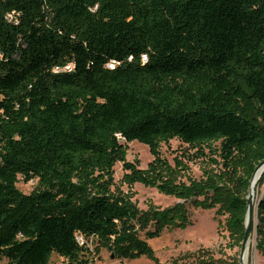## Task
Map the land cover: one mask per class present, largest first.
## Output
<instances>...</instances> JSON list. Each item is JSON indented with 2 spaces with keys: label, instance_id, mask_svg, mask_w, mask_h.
Instances as JSON below:
<instances>
[{
  "label": "trees",
  "instance_id": "1",
  "mask_svg": "<svg viewBox=\"0 0 264 264\" xmlns=\"http://www.w3.org/2000/svg\"><path fill=\"white\" fill-rule=\"evenodd\" d=\"M172 139L185 145L174 165L161 154ZM132 141L152 155L144 169L126 160ZM183 158L204 162L199 178ZM263 159L264 0H0L6 264H49L53 253L91 264L103 248L159 264L147 240L186 228L190 208L214 209L240 247ZM116 162L127 191L114 181ZM19 176L36 188L21 192ZM135 183L177 201L142 210ZM253 229L264 259V193Z\"/></svg>",
  "mask_w": 264,
  "mask_h": 264
},
{
  "label": "rangeland",
  "instance_id": "2",
  "mask_svg": "<svg viewBox=\"0 0 264 264\" xmlns=\"http://www.w3.org/2000/svg\"><path fill=\"white\" fill-rule=\"evenodd\" d=\"M185 147L177 139H172L169 144L161 145L162 156L172 165L175 157L180 156V152ZM181 157V156H180ZM126 160L135 162L139 168H146L152 160V155L148 147L138 141L127 143ZM183 161L189 165L190 174L194 178L201 176L204 162L201 160ZM124 169L121 162L114 165V181L123 191L128 190V186L122 181ZM261 177V175H260ZM259 177V178H260ZM259 178L254 185V222L255 204L259 197L264 193V182L259 184ZM37 186V180L24 181L21 176L17 183L18 189L23 193H30ZM133 193L132 200L137 206L144 210L149 203L164 208L172 205L177 200L172 197L158 192L156 188L144 186L141 183H135L131 186ZM220 217H215L214 209L190 208L191 223L184 229L164 230L162 234L153 239H148L159 264H167L173 259L181 258V261H196L200 257H211L219 261H229L240 258V247L234 246L228 232L223 226L219 225ZM143 237V234L141 233ZM88 245L93 249L96 241L88 240ZM0 264H6V260H0ZM49 264H64V259L53 253L50 257ZM91 264H155L150 258L142 256L137 259H119L111 254L107 249H101L99 255L94 257ZM245 264H264V259L255 249V229L252 230L250 241L247 245V256Z\"/></svg>",
  "mask_w": 264,
  "mask_h": 264
},
{
  "label": "water",
  "instance_id": "3",
  "mask_svg": "<svg viewBox=\"0 0 264 264\" xmlns=\"http://www.w3.org/2000/svg\"><path fill=\"white\" fill-rule=\"evenodd\" d=\"M264 169V159L256 166L252 177L250 179V185L248 188V194H247V210H246V217H245V229H244V234H243V238L241 241V245H240V258H239V262L240 264H245V261L243 259L244 256V252L247 248V245L250 241V236L252 233V224L254 226H256L257 224V206H258V202L260 200V197L257 199L256 204H255V217H256V221L254 222V216H253V212H254V184H253V179L255 177V175L258 173L257 179L260 177V175L262 174V171ZM256 179V181H257ZM256 237V234H255Z\"/></svg>",
  "mask_w": 264,
  "mask_h": 264
},
{
  "label": "built area",
  "instance_id": "4",
  "mask_svg": "<svg viewBox=\"0 0 264 264\" xmlns=\"http://www.w3.org/2000/svg\"><path fill=\"white\" fill-rule=\"evenodd\" d=\"M70 66H66L65 69H69ZM60 69L59 68H55L54 71H59ZM262 174H264V169L262 171ZM76 239L77 241L79 242V244L83 245L84 243H86V239L81 235V234H77L76 236ZM87 245H88V242H87Z\"/></svg>",
  "mask_w": 264,
  "mask_h": 264
},
{
  "label": "bare ground",
  "instance_id": "5",
  "mask_svg": "<svg viewBox=\"0 0 264 264\" xmlns=\"http://www.w3.org/2000/svg\"><path fill=\"white\" fill-rule=\"evenodd\" d=\"M257 176H258V173L255 175V177H254V179H253V184H254V185H255V183H256ZM246 256H247V248H246V250H245V252H244V256H243L244 261H246Z\"/></svg>",
  "mask_w": 264,
  "mask_h": 264
}]
</instances>
